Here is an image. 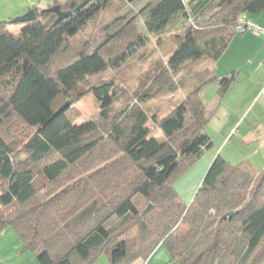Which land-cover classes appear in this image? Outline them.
I'll return each instance as SVG.
<instances>
[{"label": "trees", "instance_id": "16d2710c", "mask_svg": "<svg viewBox=\"0 0 264 264\" xmlns=\"http://www.w3.org/2000/svg\"><path fill=\"white\" fill-rule=\"evenodd\" d=\"M45 1V9L72 14L56 22L33 7L32 22H0V232L12 229L39 264H92L101 254L109 264H132L159 245L180 264H262L264 169L217 155L190 203L174 186L212 147L205 128L234 81L211 66L242 35L241 17L258 15L264 0H209L193 16L185 0H120L99 35L80 44L81 31L114 0L76 12L83 0ZM152 38L164 45L165 62L147 92L119 104L117 83L100 80L86 90L95 117L77 124L70 106L54 116L85 94L89 79L119 70ZM70 49L71 60L52 70ZM182 75L177 105L161 118L150 114L151 90L175 92ZM209 86L216 95L206 100ZM16 125L23 137L5 139ZM135 197L151 209L141 212Z\"/></svg>", "mask_w": 264, "mask_h": 264}, {"label": "crops", "instance_id": "0c3cea01", "mask_svg": "<svg viewBox=\"0 0 264 264\" xmlns=\"http://www.w3.org/2000/svg\"><path fill=\"white\" fill-rule=\"evenodd\" d=\"M32 1H24L16 12L10 13V15H20L18 14L19 11H23L25 8L29 11L33 8V5L30 6L33 4ZM185 1L193 16L199 13L198 7L201 8V5L206 4L209 0ZM247 19L254 21L260 28L264 29V10L258 15L247 14ZM15 27L20 28L11 26L10 30H14ZM211 67L218 77L230 73L234 74V81L218 108L217 116H215L218 119L216 118L215 124L218 121L221 123L219 129L225 130L226 138L231 133L237 137V143L240 144L239 153H242L243 148L249 151L252 144H257L262 148L264 146V35H257L251 31L242 35H235L222 57ZM262 150L259 165H248L253 171H260L264 165V148ZM214 157H216L215 153L206 151L188 171L186 179L175 184L174 189L184 203L191 202L208 167L215 159ZM233 157L235 156H225V160L230 162ZM191 180L194 181L192 184H190ZM102 255L92 264H109V258L101 259ZM0 262L1 264H39L32 253L23 250L22 241L10 228L0 232ZM132 264L180 263L172 259L164 245H159L147 259L144 261L136 260Z\"/></svg>", "mask_w": 264, "mask_h": 264}, {"label": "rangeland", "instance_id": "374dc122", "mask_svg": "<svg viewBox=\"0 0 264 264\" xmlns=\"http://www.w3.org/2000/svg\"><path fill=\"white\" fill-rule=\"evenodd\" d=\"M27 0H0V22L2 21H11L19 16L24 15L27 13L28 10L23 9V11H19L18 14L20 15H10V13H15L17 8H19L22 3ZM33 4L30 6L38 7L39 10L45 9L46 1L45 0H33ZM122 2L120 0H114L105 10H103L94 20L90 21L87 26L81 31L80 35L78 36V43L80 44L81 41H87L95 38L99 35L100 28L103 24L108 22L114 13L117 11V8L121 7ZM19 10V9H18ZM18 12V11H17ZM22 12V13H20ZM14 32H17L19 28H13ZM137 31L140 30V27L136 28ZM171 35L163 36V39H169ZM156 38H152L149 44L138 54L129 60L127 64L122 66L119 70H109L105 74L100 77H94L88 80L87 84L83 87L85 94L75 103L70 105L68 114L70 117L77 123H83L89 120L92 117H95L98 111V107L96 102L94 101L93 97L90 93L86 92L87 88L90 86L98 83L100 80H114L117 83V88L115 89V100L117 103L122 104L124 101H131L134 102L136 99L137 94L147 92L151 87V81L155 75H157L158 70V61L161 60L165 62V56L162 54L163 47H159L157 44ZM115 46H112V50H114ZM111 51V50H110ZM74 50L70 49L64 53H62L52 66V70L58 69L64 64H67L68 61L74 55ZM203 64V63H202ZM202 66L199 62L195 64H191L187 66L184 72L190 71V69L194 70ZM189 67V68H188ZM185 75V74H183ZM182 76L174 77V82L176 84L177 91L169 92L170 86L162 91H155L151 90V95L147 100V108L149 109L150 114L156 113L158 118H161L167 115L172 108L177 105L179 99L183 95V87L181 86L182 81L184 78ZM216 88L215 86H209L204 90V98L206 100L212 99L216 95ZM87 93V94H86ZM218 111V110H217ZM217 111L215 115L210 119V121L206 125V133L211 138L213 142L212 147L208 150L209 153H215V156L220 155L225 159V156H235L229 162L232 165H259L261 161V153L262 148L264 146L259 147L257 144H252V148L247 151L245 148L242 149V153H239V143H237L236 136L232 133L229 135L228 138L225 137V130L219 129V125L221 124L219 121L216 123ZM218 119V118H217ZM152 126V125H150ZM14 132L11 136L5 137V139L9 138H16L20 140L19 134H23V128L20 125H16L14 128ZM18 131H21L19 133ZM155 136L160 140L161 135L158 130L155 129ZM233 135V136H232ZM23 139V138H22ZM247 144V143H246ZM246 154V155H241ZM242 156V157H241ZM215 158V157H214ZM262 164V163H261ZM261 167L263 170L264 165ZM193 167V166H192ZM191 167V168H192ZM190 168V169H191ZM189 169V170H190ZM188 170V171H189ZM78 170L77 172H79ZM83 171V170H82ZM186 172L179 181L183 182L186 179V176L189 172ZM194 181L191 180L190 184ZM37 185L41 186L44 183V180L37 179ZM48 188V187H46ZM45 188V189H46ZM136 198V197H135ZM137 202V206L141 212L144 210H150V204L144 201L142 198L137 197L135 199ZM101 259H108L106 254L101 256ZM138 261H141L140 259Z\"/></svg>", "mask_w": 264, "mask_h": 264}, {"label": "water", "instance_id": "95a60500", "mask_svg": "<svg viewBox=\"0 0 264 264\" xmlns=\"http://www.w3.org/2000/svg\"><path fill=\"white\" fill-rule=\"evenodd\" d=\"M93 0H83L78 7L75 9V12L80 10L81 8L85 7L89 2H91ZM47 12L50 13H54L57 15V20L56 22H59L65 18H67L68 16H70L72 14V12H61L60 8L58 6H54V7H50L48 9H45ZM36 19L35 13L33 10H29L27 11V13H25L22 16H19L13 20H11V23H27V22H32ZM70 106L69 102H66L63 106H61L58 111L54 114V116H57L61 113H63L68 107ZM231 214V213H230Z\"/></svg>", "mask_w": 264, "mask_h": 264}, {"label": "built area", "instance_id": "2783aa9c", "mask_svg": "<svg viewBox=\"0 0 264 264\" xmlns=\"http://www.w3.org/2000/svg\"><path fill=\"white\" fill-rule=\"evenodd\" d=\"M235 30L239 34H243L247 31H251L257 35H264V29L260 28L255 22L246 20L245 16L241 17V19L239 20V24L236 26ZM263 94H264V89H263Z\"/></svg>", "mask_w": 264, "mask_h": 264}]
</instances>
